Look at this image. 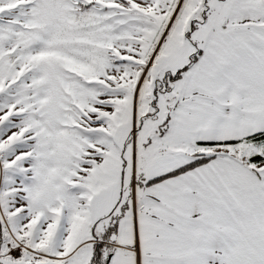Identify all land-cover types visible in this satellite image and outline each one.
Returning <instances> with one entry per match:
<instances>
[{"label":"snow or ice","instance_id":"obj_1","mask_svg":"<svg viewBox=\"0 0 264 264\" xmlns=\"http://www.w3.org/2000/svg\"><path fill=\"white\" fill-rule=\"evenodd\" d=\"M0 264H264V0H0Z\"/></svg>","mask_w":264,"mask_h":264}]
</instances>
